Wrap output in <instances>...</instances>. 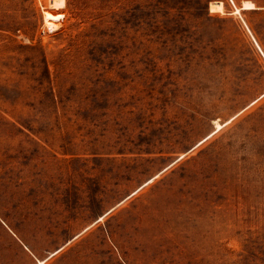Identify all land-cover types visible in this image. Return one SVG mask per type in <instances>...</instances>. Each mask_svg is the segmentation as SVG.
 I'll use <instances>...</instances> for the list:
<instances>
[{
    "label": "rangeland",
    "instance_id": "374dc122",
    "mask_svg": "<svg viewBox=\"0 0 264 264\" xmlns=\"http://www.w3.org/2000/svg\"><path fill=\"white\" fill-rule=\"evenodd\" d=\"M244 1L0 0V264H264Z\"/></svg>",
    "mask_w": 264,
    "mask_h": 264
},
{
    "label": "bare ground",
    "instance_id": "6f19581e",
    "mask_svg": "<svg viewBox=\"0 0 264 264\" xmlns=\"http://www.w3.org/2000/svg\"><path fill=\"white\" fill-rule=\"evenodd\" d=\"M241 8H242V9H252V8H257V6H256V4H255L253 1H251V0H246V1H244V3H243V5L241 6ZM237 10L240 11V8H237ZM220 126H221V124L218 123V124H217V127H220ZM43 262H44V260H41V261L39 262V264H41V263H43Z\"/></svg>",
    "mask_w": 264,
    "mask_h": 264
},
{
    "label": "built area",
    "instance_id": "2783aa9c",
    "mask_svg": "<svg viewBox=\"0 0 264 264\" xmlns=\"http://www.w3.org/2000/svg\"><path fill=\"white\" fill-rule=\"evenodd\" d=\"M263 54V53H262ZM263 56H264V54H263Z\"/></svg>",
    "mask_w": 264,
    "mask_h": 264
}]
</instances>
